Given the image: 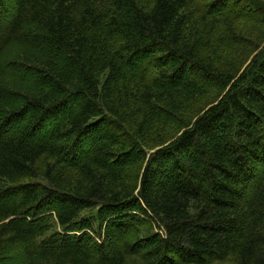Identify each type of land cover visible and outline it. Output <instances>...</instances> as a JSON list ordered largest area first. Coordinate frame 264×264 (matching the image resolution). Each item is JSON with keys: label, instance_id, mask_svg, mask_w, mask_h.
Wrapping results in <instances>:
<instances>
[{"label": "trees", "instance_id": "obj_1", "mask_svg": "<svg viewBox=\"0 0 264 264\" xmlns=\"http://www.w3.org/2000/svg\"><path fill=\"white\" fill-rule=\"evenodd\" d=\"M197 2L0 0V264H264V47L195 29L264 4Z\"/></svg>", "mask_w": 264, "mask_h": 264}, {"label": "rangeland", "instance_id": "obj_2", "mask_svg": "<svg viewBox=\"0 0 264 264\" xmlns=\"http://www.w3.org/2000/svg\"><path fill=\"white\" fill-rule=\"evenodd\" d=\"M210 1L211 0H198L196 3V10H199V12H201L200 14H202L206 8H204V6L208 5ZM253 1L260 5L264 4V0ZM257 4H254V6ZM224 5L229 9H233L234 13L244 12L245 14H250L251 12V3L249 0H224ZM220 14L221 13L211 16L205 21H203V17L199 15L197 17L198 26H196L195 29L201 34L199 37L201 43L210 47L209 49L212 50L210 51L211 54L220 58L223 65H225L232 74H238L239 76L248 67L250 60H252L254 56L252 55V57H250L248 48L250 47V50L252 51L254 49L251 48L250 44H245L242 40L243 43L239 44L235 48L236 50L228 51L227 47H224L225 43H229L230 38L227 30L230 31V33L234 30L237 33H240L241 37L251 42V45L254 47L258 46L260 48L258 52H260L264 47V24H261V21H258V17L256 16H254V18L251 16V19L245 18L244 20H235L232 17L233 14H228L226 12L224 13L226 14L225 16H220ZM225 19L231 22L233 27L226 28L224 25L225 28H221L220 22H224ZM155 152L156 150H151L149 155H152ZM42 167V170H44V166ZM96 229H98L97 226Z\"/></svg>", "mask_w": 264, "mask_h": 264}]
</instances>
